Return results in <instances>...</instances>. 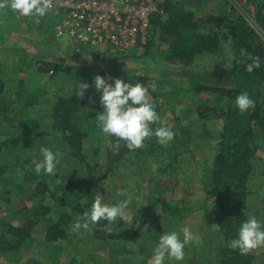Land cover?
<instances>
[{
    "label": "trees",
    "instance_id": "16d2710c",
    "mask_svg": "<svg viewBox=\"0 0 264 264\" xmlns=\"http://www.w3.org/2000/svg\"><path fill=\"white\" fill-rule=\"evenodd\" d=\"M198 2L203 0H164V13L153 17L148 41L141 47L138 46L142 44L118 51L111 47L97 50L81 45L79 52L72 53L71 48L65 51L69 61L57 52L60 49L55 26L61 23L59 14L47 12L45 17L29 19L9 9H0L1 57L6 56L2 46L9 37L4 34L5 30L17 28V21L20 25L21 22L28 25L26 28L32 34L40 35L34 40L40 38L48 47L47 54L33 55L26 45L15 44L11 53L13 59L7 66L0 57V264L20 263L21 254L35 249L39 242L44 243L50 253L58 248L56 244L65 242L61 248L71 245L76 259H79L80 242L110 249L113 257L123 255L126 258L131 245L140 244L141 252L148 250L146 246L150 245L154 250L166 231L156 225L153 229L160 230L149 234L151 227L145 226V221L157 210L174 219L183 217L177 211L179 208L193 209L180 206L186 198L179 201L172 197L180 188L184 191L191 186L187 184L189 178L192 187L196 181L204 191L199 207L203 211L205 228L215 233L219 241V245L213 247L215 241L208 240L217 249V254L214 253L218 258L216 264H264V252L258 254L255 248L241 253L228 243L236 237L240 224L249 218L252 175L264 172L256 167L263 162L258 152L264 149V0H245L244 13L237 8L228 10L226 0L219 9L207 13L202 6H197ZM252 12L255 24L262 31L250 21ZM224 41H228L230 57L224 72L212 80L188 77L173 81L171 72L164 71L161 78L157 77L158 86L152 89L153 79L147 71L142 73V70L124 66L113 70L104 64L108 60L112 65L128 61L146 64L160 56L161 61L189 67L198 55L219 53ZM90 54L108 57L92 65L84 61ZM256 58L260 66L249 72L247 67ZM58 75L65 80L57 82ZM96 75L145 87L152 95L149 102L160 117L152 125L153 129L167 126L175 132L174 139L161 144L152 136L134 153L121 143L118 155L114 156L105 147L108 138L94 123L96 113L102 110L100 93L90 87L82 99L77 95L81 82L91 85ZM44 78V86L36 83ZM160 85H174L177 89L165 91ZM183 90L193 94L190 113L182 116L177 112L183 107L172 106L171 122L167 121L165 101H175ZM243 92L254 101V107L241 113L235 100ZM39 109L42 117L38 116ZM204 144L211 149L210 165L203 167L200 178L195 180L189 163L191 159L194 163L197 161L196 149ZM43 147L60 154L55 175L43 172L37 175L34 171L42 159L40 149ZM134 169L149 170L150 179H144L152 185L147 186L145 202L140 199L143 207L135 210V214L134 209L127 208V213L130 211L128 222L119 221L113 225L102 221L99 225H90L88 230L76 229L74 225L77 221L84 222L85 214L97 197L106 205L109 203L104 187L110 180L111 184L120 180L122 185L133 189L138 182L139 188H143L141 179L140 182L134 180L141 172H134ZM127 170L134 172L131 181L125 179ZM181 172H191L192 176H183ZM115 192L113 189L112 193ZM185 194L188 197L190 192ZM142 195L145 197L144 191ZM141 211L146 217L145 228L128 225L131 220H137ZM199 241L186 245L182 261L167 263L204 264L207 243ZM196 254L205 255L200 256L203 261L198 262ZM53 257L54 254L49 259ZM74 257L69 264H83ZM25 264H30V260Z\"/></svg>",
    "mask_w": 264,
    "mask_h": 264
},
{
    "label": "rangeland",
    "instance_id": "374dc122",
    "mask_svg": "<svg viewBox=\"0 0 264 264\" xmlns=\"http://www.w3.org/2000/svg\"><path fill=\"white\" fill-rule=\"evenodd\" d=\"M222 1L223 0H203L202 3L198 2L197 6L201 7L204 9V11L208 12H212L214 10V8L219 9L222 5ZM228 2H226V8L228 10L230 9H235L237 8L238 10H240L242 13H244V9H243V5L245 3V0H226ZM230 1V2H229ZM203 4V5H202ZM200 8V9H201ZM252 8V7H251ZM254 8V7H253ZM202 9V10H203ZM253 12L250 18V21L253 23L255 20L253 19ZM14 24L12 23L11 28ZM18 23L17 21V28H13V30H5V35L9 36L8 38H6L7 40L4 41V45L2 46L4 48L3 50V55L6 56L5 57H1V59L3 60L4 64L7 66L10 61L13 59V56H11V53L13 54V47L15 44H21V45H26L28 47L29 53L33 54V55H38V53H43V54H47L48 52V47L45 44L44 40H41L40 38L34 40V38L37 36V34H32L31 32H29V28H26V24H23V22ZM19 26V27H18ZM10 27V26H9ZM8 27V29H9ZM254 27L256 29H258L259 31H262L261 29L258 28V25L255 24L254 22ZM37 37H40V35H38ZM28 39V40H27ZM43 39V38H42ZM227 39V38H226ZM34 40V42H33ZM57 42L59 43L58 48L60 50H58V54L61 57L66 58V60H70V57H68L67 53H65V51L67 49L71 48V45L69 44L68 46L65 45V43L67 42L68 44V39L67 37H56ZM41 41V42H40ZM16 46V45H15ZM92 48L94 49H101L99 46L97 45H90ZM94 46V47H93ZM229 52V46H228V41H224L223 46H222V50L219 53H214V54H205V55H198L194 60L193 63L191 64V66L189 67H182L180 65L177 64H170L168 62H164L163 60L161 61L160 56H157L156 58L159 57V59L157 60H151V63L146 62L145 63H139L137 61H128L127 64H116V65H112L113 63L110 62V60L105 61L104 64L108 65L106 66V68H111L113 70H115L118 66H124V67H128V68H134V69H139L142 70L140 72L143 73V71H147L149 76L153 79V83H151V88H156L158 86V78L160 76H163L162 72L167 71V72H171L173 78V81L176 80H187L189 79L188 77H194V78H199V79H204V80H212L214 78L217 77V75L222 74L224 72V68L227 64V60L230 57ZM70 53V52H69ZM50 54H53L50 50ZM2 55V56H3ZM15 57V56H14ZM103 57H108V56H103ZM102 57V58H103ZM110 57V56H109ZM100 58V59H99ZM96 57L93 54H90L89 56H87V58L84 60L85 63L88 64H94L97 65L99 64V61L102 59L101 56L100 57ZM155 58V59H156ZM217 60L220 62L218 63ZM154 64V65H153ZM153 65V66H150ZM156 66V68L154 67ZM185 70V71H184ZM183 72V73H182ZM51 74V72H50ZM36 75V74H34ZM33 75V76H34ZM158 77V78H157ZM48 78V77H46ZM53 78V77H52ZM56 81L59 80H65L62 76H56ZM55 78H53V80H55ZM161 78V77H160ZM48 80V79H47ZM41 81V82H40ZM37 81L36 83H40L42 86L45 85L46 83V79L44 78L43 80ZM62 83H64L63 81H61ZM60 82V83H61ZM164 85H160L159 88H162ZM175 87L174 85H165L164 89L165 91H172L174 90ZM177 89V86H176ZM175 89V90H176ZM193 94L190 93L189 91H182L180 95H178L177 99L174 100H170L167 99V101H165V108H164V113L167 119V121L171 119L170 117H172L171 115V108L172 106H179V107H183L182 110H179L177 112V110L174 111V113L176 114V112L182 116L184 115H188L189 112V108L192 107V99H193ZM206 96V95H205ZM152 98V95L149 94L148 99ZM164 99V98H162ZM151 101V99L149 100ZM167 108V109H166ZM40 115H38L39 117H42V111H40ZM210 152L211 149H208L207 146L204 144L201 147H198V150L196 149V155H198L197 157V161L194 163L192 162L193 160H190L189 166L193 168L192 172H193V179L198 180V178H200V174L202 172V168L205 166H209L210 165ZM261 156V158L263 159V162H259L256 164V167L259 170L264 171L263 167H264V149H260L258 152ZM134 172H141V175H137L134 176V172H131V170H127L125 171L124 175H125V179L126 181H131V178L134 176V180L139 179V182L141 181L143 188H139V183L136 182L134 183V187L135 189L131 188V187H125L126 185H122L121 181H115L113 184H111V180L106 184V186L104 187L105 190V195L107 198V205L108 206H112L117 204L118 201L117 197H116V193L117 192H123L125 194V196H123L122 199H128L129 196H131V202L128 205V208H130V211H132L134 209V214H135V210H139L141 209V203H140V199L143 200L145 202V200L147 199V186L148 185H152V183L147 184V177H148V172L145 171L143 172L141 169H134ZM143 172V173H142ZM189 175H188V174ZM155 175V173H153ZM181 174L183 176H192L191 172H181ZM152 175V176H154ZM144 177L146 178V180L144 179ZM141 179V180H140ZM150 179V177H148V180ZM252 179V184H251V191L250 194L248 195V204H249V217L251 216H255L259 221H261V223H264V172H255V174L252 175L251 177ZM187 184H191V186H188L184 191H182V189L180 188V190L175 191L172 194V197L176 198L177 200L181 201L183 198H186V202L183 203L180 202V206L181 207H189V208H193L190 210H185V209H178L177 211L179 212V214H181L183 217L180 218V216L178 217H173L174 219H172V217H168L166 214H162L165 213L164 211H161L162 213H160V211L157 210V212L155 213L154 216H151L148 220L145 221V216H143V212H138V218L137 220H131L129 222L128 225L133 226L135 228H142L145 226L147 227H151L150 228V233L147 232V236L149 234H152L151 232L153 230L158 231L160 229H153L154 227H157L156 225H159L161 227L164 228V231L166 232H171V231H179L181 228L183 227H187L189 228L193 234L195 236H197L199 238V240H204L205 243H207V247L206 250H208V253L205 255H200V256H205V260L203 261V258L198 256L196 254L195 259H197L198 262L203 261L204 264H216L218 261V258L215 254H217V249L213 248L216 246V244L219 245V241L217 242V238H216V234L213 233L212 231L210 232V230L208 228H205V220L203 217V211L200 209V202L202 200H204V191L202 189V185L199 183H196V181L193 183V187H192V181L187 180ZM136 184V185H135ZM128 186V185H127ZM130 186H132L130 184ZM139 188V189H137ZM115 189L116 192L112 193V190ZM145 193V197H143L142 193ZM186 192H190L189 196L186 197ZM143 207V206H142ZM160 210V209H159ZM129 211V213H130ZM128 213V215H130ZM148 212L145 213V215ZM176 214H178L176 212ZM157 219V221L155 220ZM18 220V219H17ZM143 221H145V226L143 225ZM110 226V225H108ZM154 231V232H155ZM149 233V234H148ZM180 237L181 239H183V234L180 233ZM208 240H214L215 241V245L213 243V245L210 244V242ZM58 245V248H54L51 253L50 251L45 247L46 245L43 243L41 244V242H39L37 244V246L35 247V249L29 250V251H24L21 254V258H20V263L18 264H25L30 260V264H69L70 261L72 260V256L74 257L72 251H71V245H69L67 248L68 251H64L67 249H62L61 245H66L65 242L63 243H58L56 244ZM94 246V247H93ZM96 245L93 243H89V242H84L78 245L79 250L77 252V258H75V261H79L83 264H87L89 262H93L94 264H150V258L152 256V251H153V246H146V248L148 250H144L143 252H141V245H131L130 249L131 250H127V256L126 258L123 255H119V257L114 256L113 257V253L111 252L110 249L107 250H103L101 248H96ZM213 246V247H212ZM258 254L263 253L264 252V246H260L258 248H256ZM50 253V254H49ZM215 253V254H214ZM54 254V257L52 259H49L52 255ZM72 255V256H71ZM145 262V263H144ZM207 262V263H205ZM176 262L173 261L171 264H175ZM5 264H13V262H8L6 261ZM166 264H168L166 262ZM200 264V263H197Z\"/></svg>",
    "mask_w": 264,
    "mask_h": 264
},
{
    "label": "clouds",
    "instance_id": "9594fccd",
    "mask_svg": "<svg viewBox=\"0 0 264 264\" xmlns=\"http://www.w3.org/2000/svg\"><path fill=\"white\" fill-rule=\"evenodd\" d=\"M50 0H0V9H9L21 17H45L50 7ZM259 58L249 64L247 70L253 71L254 67H259ZM93 87L100 93V105L102 110L98 111L94 118V123L108 138L105 147L118 155L121 143L129 152H135L144 146L146 139L155 136L159 143L167 144L175 137V132L167 127L160 126L153 129L152 125L160 120L155 106L149 102L148 90L140 84H125L122 79L96 75L93 83L81 82L77 90L79 99L84 97L85 91ZM235 105L241 113L254 107V101L246 92L236 97ZM116 141L115 144L110 141ZM42 159L35 166L37 175L42 172L46 175H55L60 154L43 147L40 149ZM123 192H117L115 205L108 206L102 199L97 197L90 205L89 211L85 214L83 223L77 221L76 229L88 230L90 225H99L100 222L117 224L119 221L128 222L129 216L127 208L131 202L122 199ZM183 234V239L180 237ZM111 235V233H109ZM199 238L193 232L183 227L179 231L165 232L159 238V242L150 258V264H166L167 261H182L184 259V249L190 243H199ZM229 247L239 249L241 253H247L252 249L264 246V223H261L255 216L244 220L238 229L235 238L229 242Z\"/></svg>",
    "mask_w": 264,
    "mask_h": 264
},
{
    "label": "built area",
    "instance_id": "2783aa9c",
    "mask_svg": "<svg viewBox=\"0 0 264 264\" xmlns=\"http://www.w3.org/2000/svg\"><path fill=\"white\" fill-rule=\"evenodd\" d=\"M164 0H50L48 12L61 16L57 37H67L70 52L81 45L126 51L148 41L152 19L163 14ZM29 19L32 17H28ZM53 71H51L52 73Z\"/></svg>",
    "mask_w": 264,
    "mask_h": 264
},
{
    "label": "crops",
    "instance_id": "0c3cea01",
    "mask_svg": "<svg viewBox=\"0 0 264 264\" xmlns=\"http://www.w3.org/2000/svg\"><path fill=\"white\" fill-rule=\"evenodd\" d=\"M252 10H253V7H252Z\"/></svg>",
    "mask_w": 264,
    "mask_h": 264
}]
</instances>
